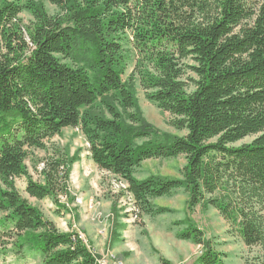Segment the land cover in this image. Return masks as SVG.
Segmentation results:
<instances>
[{
  "label": "trees",
  "instance_id": "trees-1",
  "mask_svg": "<svg viewBox=\"0 0 264 264\" xmlns=\"http://www.w3.org/2000/svg\"><path fill=\"white\" fill-rule=\"evenodd\" d=\"M49 1L57 14L41 0H0V255L97 264L77 232L59 231L15 186L25 175L30 197L65 190V155L46 160L42 184L25 159L66 127L82 131L100 170L126 182L139 215L170 212L150 199L183 189L189 211L212 206L245 245L264 247V0ZM135 74L145 98L185 134L143 118ZM247 136L255 137L235 145ZM180 155L181 177L133 175L144 160ZM178 235L204 248L197 264H224L195 224Z\"/></svg>",
  "mask_w": 264,
  "mask_h": 264
},
{
  "label": "rangeland",
  "instance_id": "rangeland-1",
  "mask_svg": "<svg viewBox=\"0 0 264 264\" xmlns=\"http://www.w3.org/2000/svg\"><path fill=\"white\" fill-rule=\"evenodd\" d=\"M46 12L55 15L59 9L49 0H41ZM23 25L33 20L23 11L19 14ZM130 36L129 33H126ZM125 46L131 48L129 41ZM123 79L133 72L135 52L131 54ZM185 64H193L190 59ZM135 89L143 118L160 131L183 135L186 130H177L170 122L168 112L160 110L144 95L137 75ZM193 72L185 70L183 80L188 91L194 89ZM255 136H247L235 143L250 142ZM88 142L79 128L66 127L59 134L44 140V148H29L25 166L27 175L34 182L44 183L42 173L46 160L65 155L69 161V174L65 190L55 196L37 199L30 197L25 188L27 176L15 179L18 192L42 212L45 218L54 222L62 232L74 230L97 255L101 264H197L204 248L191 240L179 238V233L189 223L200 228L213 248L220 252L224 264H261L264 261V247L247 246L234 228L223 219L212 206H196L193 211L186 208L188 195L178 189L168 196L150 199L157 207H167L170 212L157 215H139L132 196L126 191V182L112 173L100 170L90 159ZM185 164L183 155L166 159H149L135 167L133 175L144 179L150 175L181 177ZM10 246V245H8ZM99 259V260H98ZM0 264H41L31 256L16 258L0 255Z\"/></svg>",
  "mask_w": 264,
  "mask_h": 264
},
{
  "label": "built area",
  "instance_id": "built-area-1",
  "mask_svg": "<svg viewBox=\"0 0 264 264\" xmlns=\"http://www.w3.org/2000/svg\"><path fill=\"white\" fill-rule=\"evenodd\" d=\"M99 260V259H98ZM100 262H101V264H104V263H102V261L100 260Z\"/></svg>",
  "mask_w": 264,
  "mask_h": 264
},
{
  "label": "bare ground",
  "instance_id": "bare-ground-1",
  "mask_svg": "<svg viewBox=\"0 0 264 264\" xmlns=\"http://www.w3.org/2000/svg\"><path fill=\"white\" fill-rule=\"evenodd\" d=\"M97 264H98V262H97Z\"/></svg>",
  "mask_w": 264,
  "mask_h": 264
}]
</instances>
